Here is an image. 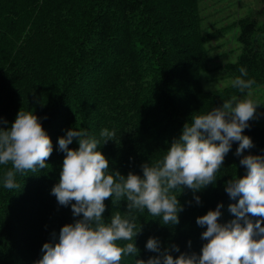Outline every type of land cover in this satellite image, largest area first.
<instances>
[{"label":"trees","instance_id":"1","mask_svg":"<svg viewBox=\"0 0 264 264\" xmlns=\"http://www.w3.org/2000/svg\"><path fill=\"white\" fill-rule=\"evenodd\" d=\"M260 2L262 8H249L215 27L205 24L207 6L201 0H0V117L7 121L0 127H10L21 109L32 111L53 144L45 169L17 174L18 189L3 187L11 165H0V264H36L52 234L58 239L60 229L79 218L51 191L65 155L58 139L67 130L84 129L97 139L102 129L115 131L98 148L110 171L142 176L141 166L161 159L179 138L188 114L207 113L211 102L241 94L231 85L241 67L247 69L245 79L256 81L253 87L264 84V22L259 18L264 0ZM231 27L238 28L239 51H218L222 63L211 66L212 52L225 45L217 40ZM218 67L230 81L206 88ZM199 98L208 100L201 109ZM249 125L244 135L254 146L244 155L264 156V123L251 120ZM78 146L74 140L69 148ZM237 147L233 143L214 185L195 193L186 187L176 192L182 191L179 224L163 225L146 209L135 213L137 229L141 226L134 241L138 259L158 255L147 250L149 238L158 239L161 250L174 257L199 254L205 229L196 218L218 204H223L221 223L235 218L228 206L237 200L226 197L225 183L246 174L242 157L235 155ZM105 205L106 221L116 211H127L126 201L113 206L108 199ZM174 245L180 252L172 250ZM134 262L135 257L127 256L122 264Z\"/></svg>","mask_w":264,"mask_h":264},{"label":"clouds","instance_id":"2","mask_svg":"<svg viewBox=\"0 0 264 264\" xmlns=\"http://www.w3.org/2000/svg\"><path fill=\"white\" fill-rule=\"evenodd\" d=\"M239 72L231 85L242 95L208 108L207 113L188 114L182 134L161 159L141 166L142 176L110 171L109 160L98 148L101 140L103 144L112 140L115 131L102 129L101 139H97L84 129L67 130L58 139L65 155L59 182L51 191L60 205H70L73 216L79 218L65 224L58 239L52 234L53 241L43 244L42 258L36 264H122L127 256L135 257L134 264H264V156L244 155L254 146L244 130L257 117V107L262 103L251 98L256 81L245 79L246 68ZM201 100L200 109L205 107ZM6 123L0 117V124ZM74 140L77 149L69 148ZM233 143L238 144L235 155L242 157L239 163L246 169L243 177L236 175L225 183L229 197L238 198L228 206L235 218L221 223L223 204H218L215 210L196 218L197 225L205 229L199 254L180 252L174 245L172 250L180 252L174 257L170 250H161L158 239L149 238L147 250L158 255L138 259L134 241L141 226L137 229L135 213L146 209L163 225L179 224L178 213L183 209L178 196L183 188L195 193L214 185ZM52 152L51 138L40 118L21 109L10 127H0V165H11L4 174L3 187L18 189L17 174L45 169ZM178 190L182 191L176 195ZM194 198L199 204L200 197ZM108 199L113 206L126 201L125 214L116 211L106 221L103 214Z\"/></svg>","mask_w":264,"mask_h":264},{"label":"rangeland","instance_id":"3","mask_svg":"<svg viewBox=\"0 0 264 264\" xmlns=\"http://www.w3.org/2000/svg\"><path fill=\"white\" fill-rule=\"evenodd\" d=\"M202 5H206L207 7L203 11L202 14L207 17L205 20V24L219 27L224 26L232 19L237 16H242L245 14L249 8L260 9L263 7V4L260 2L262 0H201ZM262 15H260V22H264V10L262 11ZM230 13L231 16L226 18V14ZM214 21V23L212 22ZM238 32V28L231 27L223 38L217 41H223L225 45L222 48L216 49V51L212 52V55H215L210 60L211 66H219L222 63L223 55L218 54V51L222 49H233L235 53L239 51V44L235 39V35ZM215 76L214 82L217 84L220 83H228L230 80L224 74H222V70L218 67L212 73ZM210 76V75H209ZM242 94L238 95L241 96ZM251 98L262 105L257 107V117L253 119L258 124L264 123V84L259 85L251 89Z\"/></svg>","mask_w":264,"mask_h":264}]
</instances>
